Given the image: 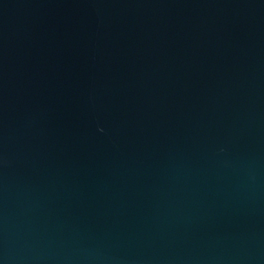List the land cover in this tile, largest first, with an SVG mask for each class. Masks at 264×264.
<instances>
[{
	"label": "water",
	"instance_id": "1",
	"mask_svg": "<svg viewBox=\"0 0 264 264\" xmlns=\"http://www.w3.org/2000/svg\"><path fill=\"white\" fill-rule=\"evenodd\" d=\"M0 264H264V0H0Z\"/></svg>",
	"mask_w": 264,
	"mask_h": 264
}]
</instances>
